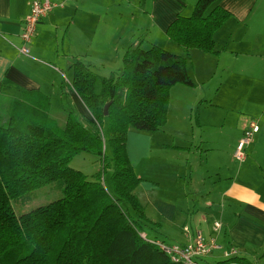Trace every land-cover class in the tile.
Here are the masks:
<instances>
[{"label": "crops", "instance_id": "0c3cea01", "mask_svg": "<svg viewBox=\"0 0 264 264\" xmlns=\"http://www.w3.org/2000/svg\"><path fill=\"white\" fill-rule=\"evenodd\" d=\"M32 1L0 0V93L19 96L22 91H36L49 99L51 115L57 121L60 118L63 122V115L73 105L79 118L92 120L70 88L61 95V84L67 73L72 80L69 66L73 59L88 64L102 76L114 74L129 48L147 50L156 46L185 58L193 87L176 85L170 89L163 128L169 121L171 102L180 103L182 95L190 91L191 104L200 102L197 121L192 118L196 129L200 132L206 127L211 131L221 130L222 134L228 127L233 136L228 140V153H222L218 139L211 143L200 138L197 150L189 149L186 141L169 145L186 163L181 168L183 179L170 184L177 193L173 200L180 202L175 205L172 201H152L148 207L139 200L142 188H151L150 184H143L139 173L143 171L138 161L144 152L137 148V142L150 133L128 129L127 156L141 180L134 194L151 222L143 225L142 234L148 240L179 246L191 244L196 234L213 240L222 250L209 256L208 264H226L229 258L223 257V253L230 249L236 251L235 257L248 263L262 261L264 0H218L214 6L228 12L230 17L213 34L214 54L185 50L165 35L176 17L191 15L197 0H50L62 5L39 22L29 45L30 56L25 57L17 49L21 45L22 23ZM70 82L64 84L70 85ZM173 90L177 92L174 98ZM206 108L214 109L211 115H216L208 125L202 116ZM251 122L259 131L247 146L246 159L238 162L233 157L235 147ZM155 189L158 191L159 186ZM215 223L220 225L217 230L213 228ZM184 228L188 229L187 233L183 232ZM146 230L152 238L145 234Z\"/></svg>", "mask_w": 264, "mask_h": 264}, {"label": "trees", "instance_id": "16d2710c", "mask_svg": "<svg viewBox=\"0 0 264 264\" xmlns=\"http://www.w3.org/2000/svg\"><path fill=\"white\" fill-rule=\"evenodd\" d=\"M217 2L197 0L189 17L178 16L167 27L166 37L185 50L214 54L213 34L230 17ZM69 69L72 80L61 84V95L70 88L92 120L69 111L61 126L43 94L0 93V264H174L141 237L151 222L134 194L141 180L126 139L129 128L162 130L170 89L193 87L187 60L156 46L134 47L123 54L116 76L100 77L78 60ZM79 154L99 158L93 181L70 167ZM106 172L110 193L101 182ZM45 185L62 197L15 215L12 201L31 200ZM228 262L249 264L240 258Z\"/></svg>", "mask_w": 264, "mask_h": 264}, {"label": "rangeland", "instance_id": "374dc122", "mask_svg": "<svg viewBox=\"0 0 264 264\" xmlns=\"http://www.w3.org/2000/svg\"><path fill=\"white\" fill-rule=\"evenodd\" d=\"M74 60L76 59H73L72 61ZM89 68L90 70L92 69L90 66ZM120 69H121V64L119 68L116 71H114V76L118 74ZM91 72L96 75H99L92 70ZM102 76L105 78H109L111 74L102 75ZM70 77L71 76L67 73L65 75L66 80H64V83H67V81H71ZM188 92L190 95H192L190 91ZM175 94H177V92L173 90L172 98L175 97ZM189 94L182 95V99L180 100V103L171 102V108L168 112L169 121L165 129L163 128L161 131L156 133L145 132L147 134L150 133V135L142 137L141 139H139V142H137V148L140 147L144 152L142 153L143 156L138 161V167L143 171V172L139 171V173H141L140 175H142V179L144 180L143 184L145 185L150 184L149 186L151 188L150 190H148L149 187L147 186H144L142 188V195L139 196V200L143 206L147 204L148 207H150V205H152V201L153 202H161L163 200L172 201L174 202L175 205H178L180 202V200H178L177 202L173 200V197L176 196L177 193L173 190V187L170 184L172 183L173 180L181 181V179H183L182 176L184 175V173L181 172V168H184V165L186 163L184 164L183 159L181 161L180 158L181 155L177 150L171 149L170 147L168 148L169 145L170 146L171 144L177 145L178 142L186 141V146H188L189 149L197 150L196 147L200 146L199 143L200 138L201 140L210 141L211 143L216 139H218L220 140V144L222 146V150H221L222 153H225L226 151L228 153L227 146L230 142L228 140L232 139L233 136L232 129L226 127L225 130H222V134H220L221 130L211 131L210 129L204 127L199 132L197 130L198 128L196 129L192 118L194 117L195 109L198 107V111L200 110V102L191 104V101L189 100L188 97L190 96ZM73 106H70V113H73L79 118L78 113L74 108L75 106L74 107ZM211 110L214 109L206 108V110L202 112L203 121H205L206 125L212 123L210 121L215 119L216 115H211L213 112ZM67 113H69V110ZM67 113L63 115L64 117L63 122L62 120H60V118H58L59 125L61 126L63 125L64 121L66 120ZM138 132H144V131H138ZM126 143H127V139H126ZM182 144H184V142ZM246 152H247V147L245 149V153ZM106 153L108 156H110V152L108 148ZM212 156L213 155H211L210 159H212ZM70 167L73 170L81 172L86 177V179L90 181H93L94 177L100 172L101 169L99 158L87 154L76 155L72 159L70 163ZM176 173L178 174V176L174 178V174ZM101 180H103L104 182L105 189L110 193L111 192L110 174L106 172L101 176ZM147 181H151V182H147ZM157 185L159 186L158 191L155 189ZM61 197H62L61 192L55 189L53 185H45L34 192L31 200L17 201V202L12 201V209L15 215L18 216L27 213L35 209L36 207L49 204L55 200L60 199ZM147 230L149 231V229ZM147 230L145 231V234L148 236ZM150 236L148 237L152 238V236L151 237ZM234 258H238V257H234ZM249 264H264V259L260 262L258 261V259L250 260Z\"/></svg>", "mask_w": 264, "mask_h": 264}, {"label": "built area", "instance_id": "2783aa9c", "mask_svg": "<svg viewBox=\"0 0 264 264\" xmlns=\"http://www.w3.org/2000/svg\"><path fill=\"white\" fill-rule=\"evenodd\" d=\"M62 4H55L50 0H34L31 2L29 12L22 23L19 39L21 45L17 51L20 55L29 57V45L36 34V29L39 22L45 18L53 9L60 7ZM259 131V128L253 122L243 130L241 138L236 144L233 157L238 162H243L246 159L245 149L253 140L254 135ZM104 185L103 180H101ZM214 230L220 228L219 223L213 225ZM183 232L187 233L188 229L184 228ZM142 238H145L141 234ZM150 244L161 250L174 264H208L206 259L216 251H221L222 247L213 240H205L199 234H196L193 242L185 246L171 245L158 240H148ZM236 256V251L230 249L227 253H223V257L233 259ZM232 257V258H230ZM227 260V261H228ZM235 264L233 262H228ZM227 264V263H226Z\"/></svg>", "mask_w": 264, "mask_h": 264}, {"label": "water", "instance_id": "95a60500", "mask_svg": "<svg viewBox=\"0 0 264 264\" xmlns=\"http://www.w3.org/2000/svg\"><path fill=\"white\" fill-rule=\"evenodd\" d=\"M108 106H109V104H107V105L103 108V114H104L105 116L107 115Z\"/></svg>", "mask_w": 264, "mask_h": 264}]
</instances>
